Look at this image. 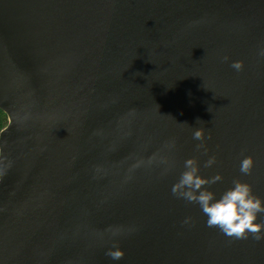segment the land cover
I'll list each match as a JSON object with an SVG mask.
<instances>
[{
  "label": "water",
  "instance_id": "obj_1",
  "mask_svg": "<svg viewBox=\"0 0 264 264\" xmlns=\"http://www.w3.org/2000/svg\"><path fill=\"white\" fill-rule=\"evenodd\" d=\"M260 48L264 0H0V264H264L171 192L195 158L264 198Z\"/></svg>",
  "mask_w": 264,
  "mask_h": 264
},
{
  "label": "clouds",
  "instance_id": "obj_2",
  "mask_svg": "<svg viewBox=\"0 0 264 264\" xmlns=\"http://www.w3.org/2000/svg\"><path fill=\"white\" fill-rule=\"evenodd\" d=\"M258 55L264 57V48L259 49ZM223 59L227 61L228 57ZM229 66L239 72L243 69V62L232 61ZM192 138L200 142L196 145L197 150H203V154L207 155L208 150L203 143L205 129L195 127ZM170 147H174V144ZM216 163V157L213 155L208 157L203 166L211 168ZM254 167L255 161L252 156H244L239 161V173L243 176H250ZM183 169L177 182L172 185L171 192L177 199L197 205L206 217V227L218 229L230 239L243 240L251 237L256 241L264 240V221L260 219L264 216V198L254 194L250 183L239 178L233 179L231 186L217 196L210 190V186L223 181L221 174L217 173L212 177L202 176L195 158L186 159ZM182 223L190 225L191 217H186ZM105 255L113 261H120L125 253L114 243Z\"/></svg>",
  "mask_w": 264,
  "mask_h": 264
},
{
  "label": "trees",
  "instance_id": "obj_3",
  "mask_svg": "<svg viewBox=\"0 0 264 264\" xmlns=\"http://www.w3.org/2000/svg\"><path fill=\"white\" fill-rule=\"evenodd\" d=\"M8 117L5 113L0 111V133L7 127Z\"/></svg>",
  "mask_w": 264,
  "mask_h": 264
}]
</instances>
